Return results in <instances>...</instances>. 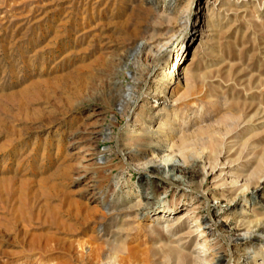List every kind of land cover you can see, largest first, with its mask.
Here are the masks:
<instances>
[{
	"label": "rangeland",
	"instance_id": "obj_1",
	"mask_svg": "<svg viewBox=\"0 0 264 264\" xmlns=\"http://www.w3.org/2000/svg\"><path fill=\"white\" fill-rule=\"evenodd\" d=\"M162 45L186 64L153 139L174 181L121 152L163 113ZM0 89V264H264V0H0Z\"/></svg>",
	"mask_w": 264,
	"mask_h": 264
},
{
	"label": "bare ground",
	"instance_id": "obj_2",
	"mask_svg": "<svg viewBox=\"0 0 264 264\" xmlns=\"http://www.w3.org/2000/svg\"><path fill=\"white\" fill-rule=\"evenodd\" d=\"M204 3V2H203ZM202 13V12H201ZM199 25H202L199 24ZM198 25H196L193 29V31L190 33V35L188 36V40L191 42L194 38H195V35H197V32H198V29L196 28ZM191 46V45H190ZM188 48V47H187ZM186 55V54H185ZM156 57L158 58V60L160 61V67H159V71L157 72V74L154 76L153 80L151 81V83L153 84V88L151 91H149V95L145 96L146 99L150 98V99H153V104L154 103H157L158 101L155 100V98L152 96V93L154 92L155 95H158L160 96V98L162 99L161 102H159L161 106L160 109H162L163 113L159 116H157V124L156 126L150 130L149 132V137L151 136L152 138L144 143L145 147L147 148L146 150V157L143 158L141 161L137 160L136 157L140 156V153H136V152H132V150L128 149L125 151H121L122 152V155L124 156V158L126 160L129 161V163L131 164V166L137 170L138 172L140 173H145V174H155V175H159L161 176L162 178H166V179H170L171 181H174V178L172 179L170 176H169V172L171 171V168L170 166L173 165V166H176V163L177 161L173 158H170V157H165L163 158L161 161H158L156 158H155V152H152V150H159L160 148V145L158 144L159 143V139H158V142L157 143H154L153 139L155 137H159L160 135H165V136H171L175 133V127H173V124H172V119L173 117L171 118V112H170V109H168V106H172L173 104H170V97L172 96V89L175 88L176 84H178L179 82V79H180V76L185 72V65H184V61H182L183 59V52L181 51V48L178 47L177 49H175V51H171L170 52V48H168L167 45H162L158 48V50L156 51ZM82 70V69H80ZM73 75V74H72ZM80 76V75H79ZM72 78V76L70 77ZM82 79V78H81ZM39 81V80H38ZM43 81V80H41ZM36 84V83H35ZM27 85V84H26ZM37 87V86H36ZM35 85H29L26 89L22 90L21 92L23 94H27V95H31V93L35 90ZM129 87V86H128ZM22 89V88H21ZM1 90V89H0ZM38 91V90H37ZM36 92V91H35ZM3 93V91H2ZM145 95V94H144ZM3 96V95H2ZM1 96V97H2ZM14 97V95H11ZM18 97V96H17ZM134 97H136V93L135 92H132V91H128L127 92V95H126V99L129 103H134ZM142 97V95H140V98ZM6 99V98H5ZM125 99V100H126ZM179 99V98H178ZM11 100V99H10ZM136 100V99H135ZM173 100V99H172ZM177 99L173 100L176 101ZM9 101V100H8ZM7 101V102H8ZM17 102V101H16ZM125 102V101H124ZM10 103V102H9ZM13 103V102H12ZM158 104V105H159ZM175 104V103H174ZM2 106V105H1ZM13 106V105H11ZM17 110L20 114H26L28 112V107L25 106V104H23L22 102H19ZM7 107V106H6ZM156 107V106H155ZM1 109H4V108H1ZM174 109V108H173ZM16 110V109H15ZM161 111V110H160ZM5 113V112H4ZM34 115V114H33ZM155 115H157V113H155ZM16 116V115H15ZM18 116V115H17ZM28 116V114L26 115ZM5 118V117H4ZM14 118V117H13ZM155 118V117H154ZM29 119V118H28ZM9 120V119H8ZM18 120V119H17ZM30 120V119H29ZM2 121V120H0ZM13 121V120H12ZM140 123V122H139ZM174 123V122H173ZM13 124V123H12ZM1 125V124H0ZM4 125V124H3ZM9 125V124H8ZM10 126V125H9ZM128 126V124H127ZM8 127V126H7ZM79 127V125H78ZM76 127V128H78ZM132 127V126H131ZM5 128V127H4ZM139 128V127H138ZM8 129V128H6ZM14 129V128H13ZM132 129V128H131ZM150 129V128H149ZM138 130V129H137ZM166 130H168L166 132ZM9 131V130H8ZM12 131V130H11ZM10 131V132H11ZM16 131V130H15ZM132 132H134V130H131ZM5 132V131H4ZM71 132V131H70ZM75 132V131H74ZM130 132V131H129ZM131 132V133H132ZM14 133V132H13ZM146 133V132H145ZM164 133V134H163ZM133 134V133H132ZM135 134L137 133H134L133 135L135 136ZM4 135V134H3ZM15 135H18L15 134ZM14 135V136H15ZM71 135V134H70ZM138 135L139 132H138ZM72 136V135H71ZM147 136V137H148ZM164 136V137H165ZM7 137V136H6ZM75 137H77L76 135H73L70 139L71 141H69V143H72L75 139ZM90 138V137H89ZM87 138V139H89ZM6 139V138H5ZM10 139H12L10 137ZM80 139V138H79ZM155 139V140H156ZM171 139V138H170ZM164 140V139H163ZM51 140H49L48 142H50ZM67 141V140H66ZM8 142V141H7ZM60 143V142H59ZM68 143V144H69ZM10 144V142H9ZM48 145V144H47ZM61 145V144H60ZM153 145V147L151 148V146ZM1 147H3L2 145H0ZM7 146V145H6ZM15 146V145H14ZM37 147V145H36ZM90 147V146H89ZM88 148V147H87ZM150 148V149H148ZM42 149V153H41V157H43V151L46 149L45 145H43L41 147ZM48 149V148H47ZM1 150V149H0ZM9 150L11 151V148L9 147ZM9 150H3L0 152V160L4 161V162H1L3 163L2 164V171H0V178H8L10 179L9 177H5L6 175L3 176V174H5L7 172V167L5 166V160H3V156H5V154H7V152ZM20 150V149H19ZM59 150V145L56 146V149L55 151L57 152ZM7 151V152H6ZM33 151V150H32ZM35 151V150H34ZM50 151V149H49ZM60 151V150H59ZM58 151V152H59ZM55 152V153H56ZM10 153V152H9ZM34 153V152H33ZM25 154V153H24ZM46 154V153H45ZM13 156V155H12ZM31 157V156H30ZM48 157V156H47ZM54 157V156H53ZM25 158V157H24ZM83 156H79V158H77V161H76V164L78 165H81L83 166L82 164V161H83ZM102 158V157H101ZM9 159V158H8ZM136 160V161H135ZM101 161V160H100ZM21 162V161H20ZM14 163L16 166H19V159H15L14 160ZM24 163V162H23ZM27 163V162H26ZM106 163V161H105ZM10 164V163H9ZM8 165V164H7ZM102 165V164H101ZM100 166V165H99ZM98 166V167H99ZM106 167H110V166H104L103 168H106ZM19 167H17L18 169ZM101 168V167H100ZM102 168V169H103ZM92 169V168H91ZM107 169V168H106ZM110 169V168H109ZM1 170V169H0ZM32 172V170H30ZM73 171V170H72ZM71 171V172H72ZM24 172V171H23ZM22 172V173H23ZM28 172V171H27ZM76 172V171H75ZM99 172V171H98ZM101 172V171H100ZM34 173V172H32ZM35 174V173H34ZM97 174V173H96ZM9 176V174H7ZM24 175V174H23ZM74 175V174H73ZM12 176V175H11ZM17 176V175H16ZM28 176V175H27ZM26 176V177H27ZM72 176V175H71ZM97 176V175H96ZM15 177V176H14ZM32 177V176H31ZM75 177V176H74ZM18 178V177H17ZM21 178V177H20ZM97 179V178H96ZM6 179H4L5 181ZM14 180V179H13ZM17 180V179H16ZM44 180V179H43ZM3 181V180H2ZM3 181V182H4ZM31 181V180H30ZM97 181V180H96ZM101 181V180H99ZM98 181V182H99ZM1 182V181H0ZM2 182V184H3ZM10 182V180H9ZM26 182V181H25ZM23 182V183H25ZM44 182V181H43ZM7 183V182H6ZM21 183V182H20ZM18 184V183H17ZM42 184V182L40 183V185ZM47 184V183H46ZM5 185V183H4ZM26 185V183H25ZM45 185V184H44ZM46 186V185H45ZM95 186V185H94ZM99 185L96 184V189L98 188ZM101 186V185H100ZM7 188V187H6ZM2 189V188H1ZM4 189V188H3ZM23 190V189H22ZM21 190V191H22ZM94 190V189H93ZM97 192L100 194V199H101V202L104 203V198L106 196H104V194L102 193V191L100 189L97 190ZM93 197V196H92ZM77 202V201H76ZM103 203H101L103 205ZM144 203V202H143ZM78 204V203H77ZM79 206V205H78ZM95 206V205H94ZM146 206V205H145ZM263 206H264V201H263ZM96 207V206H95ZM147 208V207H146ZM141 209V208H140ZM145 209V208H143ZM149 209V208H148ZM168 210V209H167ZM169 210L171 212H174V208H169ZM168 210V211H169ZM80 212V210H79ZM171 212H168L166 214V216L170 215ZM100 214V213H99ZM227 229H230L227 227ZM253 241L252 239V235L250 233H239V234H236L235 236L233 237H230L227 241V244L231 247H233L234 249H236L239 245L241 244H245V245H249L251 244V242ZM170 258V257H169ZM41 261V259H40ZM47 261V260H46ZM51 262V260H50ZM53 262V261H52ZM49 263V262H48ZM55 263V262H53ZM52 263V264H53ZM42 264V263H41ZM45 264V262H44Z\"/></svg>",
	"mask_w": 264,
	"mask_h": 264
},
{
	"label": "water",
	"instance_id": "obj_3",
	"mask_svg": "<svg viewBox=\"0 0 264 264\" xmlns=\"http://www.w3.org/2000/svg\"><path fill=\"white\" fill-rule=\"evenodd\" d=\"M178 44V43H177ZM177 44L174 46V48L177 46Z\"/></svg>",
	"mask_w": 264,
	"mask_h": 264
}]
</instances>
